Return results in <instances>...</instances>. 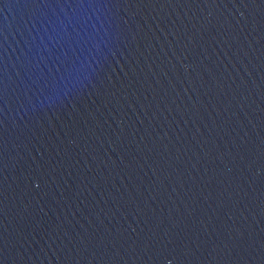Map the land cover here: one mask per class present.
<instances>
[{
  "label": "water",
  "instance_id": "95a60500",
  "mask_svg": "<svg viewBox=\"0 0 264 264\" xmlns=\"http://www.w3.org/2000/svg\"><path fill=\"white\" fill-rule=\"evenodd\" d=\"M0 264H264V0H0Z\"/></svg>",
  "mask_w": 264,
  "mask_h": 264
}]
</instances>
